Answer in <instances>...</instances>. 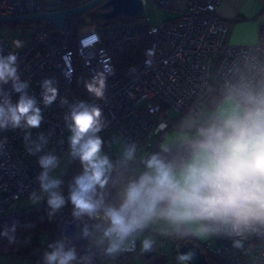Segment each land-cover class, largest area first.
I'll list each match as a JSON object with an SVG mask.
<instances>
[{
    "label": "clouds",
    "instance_id": "9594fccd",
    "mask_svg": "<svg viewBox=\"0 0 264 264\" xmlns=\"http://www.w3.org/2000/svg\"><path fill=\"white\" fill-rule=\"evenodd\" d=\"M12 43L23 47L20 40ZM106 80L99 72L85 88L103 100ZM5 85L19 94L15 102ZM28 87L15 52L0 53V129L41 125L43 111ZM41 88L43 105L51 106L58 96L55 82L46 79ZM61 103L68 108L64 120L70 133L65 159L79 161L81 171L66 199L64 181L55 174L62 161L51 153L39 157L40 192L30 200H46L50 219L70 203L73 218L83 225L82 238L110 257L136 250L137 244L142 254L150 253L164 239H227L237 250L252 239L264 241V51L241 49L206 68L190 102L153 130L154 146L116 140L115 156L104 151L99 133L106 123L97 105ZM46 143L40 135L29 151L40 152ZM14 233L15 225L0 236L11 244ZM49 248L44 264H91L90 254L78 255L62 241ZM194 256L178 253L176 260L187 264Z\"/></svg>",
    "mask_w": 264,
    "mask_h": 264
},
{
    "label": "built area",
    "instance_id": "2783aa9c",
    "mask_svg": "<svg viewBox=\"0 0 264 264\" xmlns=\"http://www.w3.org/2000/svg\"><path fill=\"white\" fill-rule=\"evenodd\" d=\"M91 0H0V17L46 14L70 10ZM220 0H153L154 7L175 10L178 16L170 22L151 23L149 42L135 62L116 72L112 57L102 44L95 27L81 35L74 28L72 16H67L66 29L61 30L45 19H19L14 32L0 24V53L15 52L22 81L28 82V93L39 102L43 121L33 129H0V223L29 212L19 201L40 192L37 177L42 169L38 160L51 153L61 159L69 148V132L64 116L67 105L86 101L97 105L106 127L99 135L104 151L115 156L111 144L116 140L135 141L142 146L152 144V132L162 122H171L172 113L190 102L206 68L232 56L241 49L264 51V36L249 45L227 42L228 22L217 13ZM145 6V0H143ZM58 30L61 40H55L51 30ZM20 40L23 47L14 48ZM72 41V47L68 44ZM104 71L107 75L105 99L89 94L85 81ZM110 71V74H109ZM52 79L58 89L56 101L45 107L41 99V84ZM15 102L19 94L11 85L3 86ZM43 135L47 139L40 152L29 151ZM154 146V145H153ZM79 161H76V168ZM62 194L67 199L69 186ZM48 207L46 200L40 203ZM33 207V206H32ZM82 223L72 216V207L62 222L61 241L75 247L78 255L90 254L91 242L81 236ZM106 247V246H105ZM138 248V244H137ZM136 250L115 255L118 264H126ZM210 256L225 264H264V241L252 239L243 250L234 249L227 239H212L202 243ZM104 250V248L102 247ZM91 264H97L93 259Z\"/></svg>",
    "mask_w": 264,
    "mask_h": 264
},
{
    "label": "trees",
    "instance_id": "16d2710c",
    "mask_svg": "<svg viewBox=\"0 0 264 264\" xmlns=\"http://www.w3.org/2000/svg\"><path fill=\"white\" fill-rule=\"evenodd\" d=\"M100 7L90 10V21L87 25L95 27L101 37L102 44L112 57L116 72L122 71L126 66L135 62L142 56L149 42L147 33L150 22L146 14L141 17H131L118 14L112 18L104 19L96 15ZM73 20L79 25L84 24L82 13L73 15ZM67 203L53 218L47 215L48 207L32 214L20 216L0 223V233L5 228L15 225V243L0 236V255H9L12 258L23 259L25 264H44L43 254L51 251L50 244L61 239L62 221L71 208ZM174 255H178L180 245L196 243L195 240H173ZM198 244V243H196ZM165 255L158 262L151 264H166Z\"/></svg>",
    "mask_w": 264,
    "mask_h": 264
},
{
    "label": "crops",
    "instance_id": "0c3cea01",
    "mask_svg": "<svg viewBox=\"0 0 264 264\" xmlns=\"http://www.w3.org/2000/svg\"><path fill=\"white\" fill-rule=\"evenodd\" d=\"M217 13L221 17L225 18L228 22L229 30L227 34V42L230 44H254L260 39V37L264 36V0H220L217 5ZM174 114L175 113H172V121L175 118ZM157 139L158 137H154L153 135H151L149 138L150 142L153 143V145H155ZM111 148L116 155L118 147L114 142L111 144ZM66 154L60 160H62L66 156ZM80 168L81 165L79 163L77 168L75 166L73 173L68 172L66 168L62 169V171L60 172V177L64 181V183L61 187V191H65L67 189L73 177L79 174ZM167 240H172L173 242V239H164L162 243L158 246V249L161 253L163 252L162 247L164 246V243ZM195 242L198 243V245H200L202 248V243L205 241L195 240ZM205 253L210 264H225L219 259L210 256L209 254H207V252ZM90 255L92 256V259L94 261H96L98 264H101L100 259L98 262V260L92 254V244L90 248ZM108 257L111 258L112 264L119 263V259L117 257ZM134 258L135 256L131 259V261H128L126 264H134ZM166 258L168 261L169 258ZM0 264H25V261L23 259H14L9 255H0ZM172 264H178V261H173Z\"/></svg>",
    "mask_w": 264,
    "mask_h": 264
},
{
    "label": "water",
    "instance_id": "95a60500",
    "mask_svg": "<svg viewBox=\"0 0 264 264\" xmlns=\"http://www.w3.org/2000/svg\"><path fill=\"white\" fill-rule=\"evenodd\" d=\"M98 7L104 10L99 9L96 12V15L104 19L112 18L118 14H124L131 17H141L144 15L145 10L143 0H91L84 5L70 10L49 12L46 14L0 17V22H13L19 19H45L55 27L65 30L67 16L81 14ZM188 251H193L195 256L192 260L188 261L187 264H210L206 253L200 245L196 243H189L180 245L178 248V253H186ZM143 255L144 258L149 259L154 255L163 256L164 254L161 253L157 247L154 251L150 253H143Z\"/></svg>",
    "mask_w": 264,
    "mask_h": 264
},
{
    "label": "rangeland",
    "instance_id": "374dc122",
    "mask_svg": "<svg viewBox=\"0 0 264 264\" xmlns=\"http://www.w3.org/2000/svg\"><path fill=\"white\" fill-rule=\"evenodd\" d=\"M145 3L146 4L144 6L145 7L144 14H146L147 16H149L151 23L170 22L175 17L178 16V12L175 11V10H168V9H162V8H159V7H154L153 0H145ZM72 17H73V15H72ZM72 20H73V18H72ZM81 20H83V22H85L82 25H79L77 21H74L73 20L74 28H75V30H77V32H78L77 34L78 35H81L82 33H84V31H86L88 28L91 27L90 25H87L89 23V21H90L89 11H86V12L82 13V19ZM0 24L5 25L7 27V30L8 31H6V33L7 32H14L15 28L18 25H20L16 21H13V22H0ZM51 31H52L51 32L52 37L55 40L60 41L61 40V35L59 34L58 30L56 29V30H51ZM68 45L70 47H72V45H73L72 44V41H70ZM65 157L61 160L62 161L61 168L60 169H57L55 174L60 175V172L64 168H66L68 170V172H72L73 173V171L75 169V166H76V162L75 161L69 162V161H67L65 159ZM80 171H81V168L79 169V173H80ZM19 205H20V207L22 209L31 207V208H29V212L26 213V214H24V215L32 214L34 212H37L39 210L44 209V207H42V204L41 205L40 204H33L31 202V200H30V197L29 198H22L19 201ZM61 229H62V227H61ZM60 241H61V239H60ZM173 246H174V243L172 242V240H167L164 243V246L162 247L163 248V252L162 253L166 257L169 258V260L166 262V264H172L173 261L174 262L176 261L175 260L176 256L174 255ZM92 254L98 260V262H99V259H100V261H101L100 263L101 264H112L111 263V261H112L111 258H109L105 254V252L102 249V247H96V246L92 245ZM134 259H135L134 264H151L153 262L160 261L161 260V256L154 255V256H152L149 259L144 258V255L139 251V244H138V251H137V254L135 255V258Z\"/></svg>",
    "mask_w": 264,
    "mask_h": 264
},
{
    "label": "flooded vegetation",
    "instance_id": "af4514ba",
    "mask_svg": "<svg viewBox=\"0 0 264 264\" xmlns=\"http://www.w3.org/2000/svg\"><path fill=\"white\" fill-rule=\"evenodd\" d=\"M101 10H104V9H101Z\"/></svg>",
    "mask_w": 264,
    "mask_h": 264
}]
</instances>
